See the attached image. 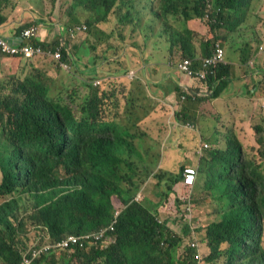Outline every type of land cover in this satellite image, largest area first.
Listing matches in <instances>:
<instances>
[{"label": "trees", "instance_id": "16d2710c", "mask_svg": "<svg viewBox=\"0 0 264 264\" xmlns=\"http://www.w3.org/2000/svg\"><path fill=\"white\" fill-rule=\"evenodd\" d=\"M120 1L73 0L67 11L69 23H86L94 36L100 33L96 28L108 21ZM123 1L117 7L118 15H122L119 18L122 27L130 26L134 18L141 15L139 9L155 0ZM259 2L261 0H156L151 12L159 23L171 18L183 22V30L168 33L167 41L177 42L188 58L196 59L198 51L203 57L209 56L216 43L221 47L220 42L230 43L235 52L233 56L246 64L247 76H250L248 85L231 96L243 99L251 108L250 101L254 98L248 91L256 94L259 83L264 85V81L251 84L261 72L251 69L257 50L245 40L233 42L231 35L238 33L244 23L249 27L247 18L251 6ZM8 8L15 9V4L0 0V27L10 23L4 12ZM196 19L206 20L205 33L188 27L189 21ZM39 25L20 27L17 37L23 29L34 28L30 43L57 50L60 42L53 45L37 41ZM198 33L209 34V37H200ZM196 38L200 49H196ZM78 49L80 47L76 46L72 52ZM72 52L61 49L62 60L71 63ZM87 52L89 48L83 54ZM235 76L232 65L219 64L215 66V75L209 74L206 80L194 83L197 91L202 88L211 91L217 82L214 95L188 94L179 86L176 94L179 99L183 93L187 94L185 102H195L196 106L207 99L215 103L230 90ZM51 77L47 69H35L24 79H17L7 94L0 90V264H20L21 252L15 240L23 232L26 221L44 230L48 240L57 244L69 236L82 237L110 226L115 217L114 198L123 206L115 227L117 241L114 245L107 249L76 247L43 260L47 264H217L218 261L264 264V127L261 124L255 127L257 154L250 157L236 137L242 126L235 123L232 126L229 117L223 119V115H219L224 121L216 124L212 136H226L225 146L218 147L215 141V146L200 157L199 197L191 200L194 205L210 202L219 219L205 229L208 251L204 262L198 238H194L192 229L187 226L184 236L192 237L191 244L178 258L184 237L173 232L168 222L154 216L143 201L137 202L138 194L134 197L137 135L132 130L136 124L129 123L130 118H126L129 124L122 121L121 102L114 97L116 89L90 86L87 93L73 90L62 94L52 92L55 79ZM113 87H122V93L126 91L123 86ZM246 112L247 115L252 113ZM183 113L185 115L180 116L188 121L186 124L194 125L187 113ZM247 115L243 113L241 123ZM183 173L182 166L178 175L172 174L168 180L161 181L164 202L180 184L191 198L195 188L184 185ZM42 244L43 241L38 247ZM43 260L35 264H42Z\"/></svg>", "mask_w": 264, "mask_h": 264}, {"label": "rangeland", "instance_id": "374dc122", "mask_svg": "<svg viewBox=\"0 0 264 264\" xmlns=\"http://www.w3.org/2000/svg\"><path fill=\"white\" fill-rule=\"evenodd\" d=\"M10 1L15 4V9L8 8L4 12L9 16L11 24H16L19 28L32 24H41L42 31L48 33L51 42H57L60 37L69 43L68 46L70 47L74 44H84L81 47L82 50L89 48L90 51H94L91 60L96 64L94 69L98 68V72L96 75L91 74L90 77H87L89 62L83 61L86 57L81 60L80 67L74 63L73 66H70L65 71L51 58L46 57L45 54H38L31 61L11 59L3 63L0 66V90H2L4 95L7 94L17 79H24L25 76L34 73L35 69H47L52 76L51 78L55 79L51 88L52 92L61 91L62 94H67L73 90H81V93H87L91 88L90 85L81 88V82L86 79L92 83L100 80V87L106 90L116 89L114 97L121 102L122 121L126 124L131 122L136 124L135 129H130L132 133L137 135L135 140L137 153L134 156L137 187L134 191V197L138 194L137 197L143 201L142 203L151 210L154 216H157L161 221L168 222L173 232L181 238L184 237L185 242L178 252V258L184 254L185 248L191 244L192 237H189V234L184 236L186 226L191 228L194 238L196 239V236L198 238L204 262V256L208 251L205 244V229L208 225L216 222L219 217L214 214L213 206L210 202L204 205L191 203L192 199L194 201L199 197L197 195V190L201 185L199 177L197 176L196 186L191 198L187 190L184 187L182 188L180 184V186H176L173 189L168 200L164 202L161 198L164 187L160 183L168 180L172 174H179L180 162L183 164L184 169L189 164L197 165L201 157L199 151L203 149V155L205 144H208V149H211L215 146L214 142L216 141L215 143L218 147H224L226 136H212L216 124L221 125L224 120L215 113L217 107L212 105L215 100H204L199 106H196L195 102H185L181 106H176L173 100L172 102L167 101V98L164 99L161 93H158L156 95L158 97H156L153 95L156 94L155 92L151 91L150 88L146 90L145 87L141 88V90L145 89V92L144 94H139L138 103L145 101L147 105H140L137 103L131 87V84L136 79L130 83V79L127 77L131 70L138 72L139 69L145 67V74L150 73L152 70L155 73H159L160 76L166 77L170 74L179 81L183 74L177 73V71L168 66L170 59L167 56H175L174 59L177 60L186 56L185 53H182L177 42H169L167 38H170L168 33L182 31L183 22L179 23V19L174 18L165 21V23L155 21L151 12L152 7L156 3L155 0L153 3L148 2L146 8L142 6L139 9L141 15L135 17L130 26L122 27L119 21L122 15H118L117 10V7L124 3L121 0L109 16L108 21L103 25L101 24L100 27L103 31H99L100 33L94 36L89 32V34L84 33L79 36V44H77L68 37V28L81 24V22L77 24L69 23L67 11L71 7L73 0ZM263 10L264 0L252 5L247 18V24L251 30L244 23V27L240 28L238 33L231 35L233 42L237 43L238 40H245L246 43L254 44L257 50L253 57L255 61L251 69L260 70L261 72L252 79L251 84L264 81ZM190 22L187 25L191 30H197L200 34L204 32L203 27L206 24V20H193ZM96 29L99 30L98 27ZM241 31H244V33ZM200 34V37H209V34ZM0 36L5 37L2 29H0ZM181 36L183 39L186 38L182 34ZM194 41L196 49H200L199 42H196L199 41L198 38ZM220 43L225 51L226 59L232 60L235 52L231 44L227 41ZM201 54L199 51L196 52V56H201ZM81 64L85 66L82 67ZM113 72H119L120 75L124 76H116ZM103 73H109V76L102 77ZM44 74L47 75V73ZM139 74L142 75L141 72ZM240 74L241 78L233 83L232 87L234 89H244L248 85L247 82L250 76H247V69H243ZM172 81L173 79L158 88L162 89L165 95H172ZM194 83L191 80L190 84ZM117 84L125 87L126 91L122 93V87H113ZM250 86L252 87V85ZM247 94L254 98V101H250L252 113L251 115L246 114V110L249 108L244 107L241 109L244 115L247 116L243 119V123L238 122V125L242 126V128L240 129L241 133L236 137L242 143L246 154L253 157L256 156L258 149L256 141L258 134H256L255 127L259 124L264 127V85L262 86L259 83L258 93L253 94L249 90ZM225 110L226 112L232 111L236 117L242 115L241 111L237 109L229 110L225 108ZM183 111L187 113V117L191 118V122L194 121L193 127L187 125L188 121L185 122L182 119L181 116L185 115ZM126 118H130L129 123ZM233 121L234 116L230 118V122ZM262 166L264 168V161H262ZM161 177L163 178L161 179ZM113 204L116 211L123 209L117 198L113 199ZM158 205H161V207L155 208ZM22 207L27 209L26 205ZM196 229L197 231L201 230V232L196 233ZM44 236V230L34 228L30 222L26 221L23 232L15 240V243L18 248L28 251L29 248L37 246ZM46 262V260H43L42 264H47ZM217 264H224V262L218 261Z\"/></svg>", "mask_w": 264, "mask_h": 264}, {"label": "clouds", "instance_id": "9594fccd", "mask_svg": "<svg viewBox=\"0 0 264 264\" xmlns=\"http://www.w3.org/2000/svg\"><path fill=\"white\" fill-rule=\"evenodd\" d=\"M102 25H103V24H102ZM100 26H101V25H100ZM100 26H99V28H98V29H99L98 31L101 32V31H103V30H102V28H101ZM41 28H42V25L40 24V25H39V29H40L39 34L36 36L37 41H39V42H40V41H45L46 44L52 43V44L54 45L55 43H54V42H51V41L49 40L48 33H47L46 31H45V33H44V34L46 35V37L43 38V36H42V34H41V33H43V31H42ZM27 29H30V27H27V28H25V29L22 30V32H21L20 36L18 37L16 43L11 42V41H10L9 39H7L6 37H3V38H5V39H6L8 42H10L12 45H27V44H31V45H33V46H39V47H41L42 50L45 52L46 57L51 58V59H52L53 61H55V62H58V64L60 63V67H61L63 70H65V71L68 70V69L70 68V66H73L74 63L77 64L78 60H74V57L77 55V52H72V54H73V61H72L71 63H69V62H64V61L62 60V55H61V59H60L59 61L56 60V59L54 58V54H55V52H56L57 50H58V51L60 52V54H61V49L71 50V51H72V48H74V47H76V46H78V47L81 48L82 45H84V44H82V43H81L80 45H76V44H74L72 47H70V46H68L69 43L65 42L63 38H60V37H59L58 40H57V42H60V45H57V46H58V49H57V50H53V49H44V48H43L42 46H40V45H35V44L30 43L29 41H30L31 37H30L29 39L23 38V32H24L25 30H27ZM68 29H69V30H68V37H69V39L73 40V41H74L75 43H77V44H79V43H78V42H79L78 39H79V36H80V35H82V34H84V33L89 34V33H88V32H89V28H88V26L86 25V23H85V24L74 25V26L69 27ZM60 34H61V33H60ZM1 37H2V36H1ZM23 42H25V44H24ZM57 42H56V43H57ZM216 44H218V43H216ZM216 44H215V45H216ZM261 49H262V48H261ZM84 51H85V50L80 49L79 54H82V56H84V54H83ZM47 52H50V54L47 53ZM90 52H91V51H90ZM211 53H212V51H211ZM209 56H210V55H209ZM225 56H226V54H225ZM167 57H168V59H170L169 62H171V63H173V64H177V63H179L181 60L188 58V57H184V58H181V59L177 60V59H174L175 56H167ZM204 57H207V56H204ZM204 57H203L202 54H201V56H196V59H191V58H188V59H190L191 61L194 62L195 65H197L198 60H200V59H202V58H204ZM4 58H6V59H19V60H22V61H31V59H32V58H22V57H2V58H0V61H1L2 59H4ZM253 59H254V58H253ZM81 60H82V58H81ZM169 62H168V66H169L171 69L177 71V73H181V74H183L182 77L187 78V79H189V80H192V81H194V82L196 83L197 79H195V78H191V77L187 76L185 73L180 72V71H179L176 67H174V66H170V65H169ZM62 64H67V65H68V68H67V69L63 68ZM223 64H227V63H226V59H225V63H223ZM251 64H252V62H251ZM145 69H146V68H144V70H145ZM131 73H134L133 76H131ZM143 73H144V71H143ZM142 75H143V74H142ZM116 76H120V77H121V76H124V75H116ZM127 77L130 79V83H131L134 79H137V78H138V72L130 71V72L127 74ZM88 81H89V80H88ZM97 81L100 82L99 85L96 84ZM134 81H137V80H134ZM89 82H90L89 85H90L91 87H98V86L101 85V81H100V80H96V81H94L93 83H92L91 81H89ZM143 85H144L145 88L147 89V84H143ZM216 85H217V82H215L214 89H212L211 91H209V90L206 89V88H202L201 90L197 91V90L194 88V84H191V85H188V86H182V87H179V88H181L183 92H186V93H188V94L198 95L199 93L202 92L201 95L209 96V95H214V94H215V92H216V89H215ZM116 86H122V85H121V84H117ZM177 86H179V85H178V84H175V85L172 86V92H175V96H174L173 101L175 102L176 106H181V104L184 103V102L186 101V99H187V94H184V93H183L182 96H181V98H180V99H179V98L177 99V94H176V93H177V91H176V87H177ZM183 96H185V99H184V100L182 99ZM176 99H177V101H176ZM187 125H188V124H187ZM190 126H192V125H190ZM192 127H193V126H192ZM204 146H205V148H204L205 150L209 148L208 144H205ZM202 151H203V149H201V150L199 151V155H201V156H202ZM198 163H199V162H198ZM182 166H183V165H181V167H182ZM196 167H197V168H196ZM188 169H193V170H195V172H196V174H195V181H194V184H193L192 187H190V188H195L196 181H197V176H198V164H197V165H194V166L186 167V168L184 169V173H183V178H184V179H183V183H184L185 186H186V184H185V174H186V170H188ZM136 201H137V202H142V201L139 199V197L136 198ZM122 210H123V209H122ZM122 210H121V211H122ZM121 211H116V210H115L114 222H113L110 226H108V227H106V228H103V229H101L100 231H97V232H95V233H93V234L86 235V236H82V237L69 236V237H67L66 239H64L63 241H61V242H59V243H57V244H52V243L48 240L47 235H46V232L44 231V232H45V236L40 240V242L43 241V244H42L40 247H38L39 244H40V242H39V244H38L37 246H34V247L29 248L28 251H25L24 249H20V248H19V251L21 252V262H20V264H24V262H25L26 260H29V261L31 262V264H35L36 262L41 261V260H43V259H46V258H48V257L51 256V255H55V254H57L58 252H67V251H70L71 249L76 248V247H78V248H80V249H83L85 246H100L101 248L107 249L108 247L114 245V244L116 243V241H117V237H116V235H115V231H116V230H115V227H116V225H117V219H118V216L120 215ZM161 222H162V221H161ZM100 235H102V238H101L100 240H96L95 237L100 236ZM87 236H90V237H91V240L88 241V242H84V246H83V247H80V245H72V246H70V247L67 248V249H59V248H57L59 244H61V243H63V242H67L70 238L83 239V238H85V237H87ZM42 249H48L49 251L46 252V253H43L42 255H40V252H39V251H41ZM35 252L39 254L36 258L33 257V254H34Z\"/></svg>", "mask_w": 264, "mask_h": 264}, {"label": "crops", "instance_id": "0c3cea01", "mask_svg": "<svg viewBox=\"0 0 264 264\" xmlns=\"http://www.w3.org/2000/svg\"><path fill=\"white\" fill-rule=\"evenodd\" d=\"M198 20V19H196ZM189 23H191L189 21ZM205 25V24H204ZM0 29H2V32L4 33V36L9 39L11 42L13 43H16L17 42V32L20 30L19 26H17L16 24H11V23H6L4 24L3 26L0 27ZM205 29H206V26L203 27V33H205ZM43 38L46 37V35L43 33H41ZM81 49V48H80ZM80 49H78L76 52H77V55L74 57V60H78L77 62V65L80 67V62H81V58L83 59V57H86L83 59V61H87V63L89 62V70L87 71V77H90L91 74L93 75H96L97 72H98V68L97 69H94L96 64L94 62H92V55L94 53V51H91V52H87L84 54V56H82V54H79L80 52ZM237 59V60H236ZM7 60H11V59H2L0 61V66L5 63ZM226 63H229L230 65H232L234 67V70H235V74L236 76L233 77V81L232 83L229 85L230 86V90L228 92H226L224 94L223 97H219L218 101H216L213 106H216L217 109L215 110V113L219 116L220 114L223 115V119H226L227 117L228 118V122L233 126V123L236 124V126H239L238 125V122L241 123L240 119L241 117L243 116V111L241 110L242 108L246 107V108H249L247 109L246 111H251L250 109V106L245 103L243 101V99H236L235 97L231 96L233 93H235L236 91H238L240 88H233V83L237 80H239L241 78V74L240 72L243 70V67H245L247 69V66L246 64H242L240 62V59L238 56H233V59L232 60H227L226 59ZM60 65V63H59ZM82 67H84L82 64H81ZM126 66H127V63H126ZM144 68L145 67H142L141 69L138 70V78L136 79L137 82H133L131 84V87L133 88V91H134V94H135V99L137 100L138 102V97H139V94L140 93H143L145 92V89L144 90H140V87H144L143 84H147V88H150L151 91L155 92L156 94H153L154 96L158 95V93H161L163 95V98L166 99L167 101H171L174 99V96H175V92H172V95H165V93L163 92L162 89H159L158 87H161L163 84H165L167 81L173 79L172 81V86L175 85V84H178L179 87H182V86H188V85H191V80L187 79V78H184V77H180L179 78V81H177L175 78H173L172 75L168 74L166 77L165 76H160L159 73H155V71H152L150 73H143L144 71ZM155 68V67H154ZM133 71V70H131ZM141 72V74L143 75H140L139 73ZM115 75H120L119 72H113ZM106 76H109V73H103L102 74V77H106ZM143 76V77H141ZM139 79V80H138ZM145 79V80H144ZM90 82L86 79V80H83L81 82V88L84 86H89ZM149 86V87H148ZM147 90V89H146ZM158 97V96H156ZM233 97V98H231ZM159 100V98H158ZM138 104L140 105H143V106H146L147 103H145V101H141L139 102ZM225 108L229 109V110H235L237 109L238 111H241L242 115L241 116H238L236 117L232 111H229V112H226ZM232 116H234V121L233 122H230V118H232ZM181 165H183L181 162H180ZM190 166H194L193 164H189L187 165V167H190Z\"/></svg>", "mask_w": 264, "mask_h": 264}, {"label": "built area", "instance_id": "2783aa9c", "mask_svg": "<svg viewBox=\"0 0 264 264\" xmlns=\"http://www.w3.org/2000/svg\"><path fill=\"white\" fill-rule=\"evenodd\" d=\"M35 35V29L30 28L23 32V38L29 39L30 37ZM50 54V52H47ZM38 54H45V52L42 50L39 46H33L31 44L27 45H12L10 42H8L5 38L0 36V58L2 57H22V58H34ZM54 58L56 60L61 59V54L57 50L54 54ZM225 51L224 49L219 45L216 44L214 49L212 50V53L210 56L204 57L200 60H198L197 65L194 64L193 61L186 58L181 60L177 64H173L169 62L170 66L176 67L180 72L185 73L187 76L191 78H195L197 80H206L209 76V74L215 75V66L219 64L225 63ZM63 68L67 69V64H62ZM212 68H214V72L212 71ZM134 73H131V76H133ZM97 85L100 84L99 81L96 82ZM199 93L198 95H201ZM182 99H185V96L182 97ZM195 170L188 169L186 170L185 174V184L188 187H192L195 181ZM102 238V235L95 237L96 240H100ZM91 240L90 236H87L83 239H75L70 238L67 242H63L58 245L57 248L59 249H67L72 245H80V247L84 246V242H88ZM48 249H42L40 252V255L43 253L48 252ZM39 254L34 253L33 257L36 258ZM24 264H31L29 260H26Z\"/></svg>", "mask_w": 264, "mask_h": 264}]
</instances>
